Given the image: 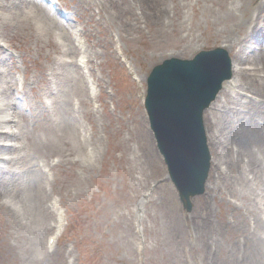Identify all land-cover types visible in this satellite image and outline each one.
I'll use <instances>...</instances> for the list:
<instances>
[{
  "label": "rangeland",
  "instance_id": "1",
  "mask_svg": "<svg viewBox=\"0 0 264 264\" xmlns=\"http://www.w3.org/2000/svg\"><path fill=\"white\" fill-rule=\"evenodd\" d=\"M13 1L0 0V118L10 119L3 128L16 138L0 143L18 149L0 157L20 159L16 178L0 190V264H255L253 245L264 252V145L251 142L263 129L259 107L249 112L241 102L238 114L239 124L257 133L222 138L220 149L211 148L206 115L236 76L222 83L203 112L211 156L205 191L186 212L149 129L143 97L150 68L168 52L189 58L214 47L224 51L230 68L248 74L258 68L264 85L260 63L233 62L227 43L207 38L208 32L241 37L258 19L253 8L261 0H242L244 6L239 0H177L183 30L168 25L153 36L141 21L140 32L127 30L121 0H21L12 15L7 5ZM165 4L172 6L171 0ZM151 38L168 45L151 53L145 46ZM235 91L234 101L263 100ZM211 117L225 125L224 134L233 129L224 115Z\"/></svg>",
  "mask_w": 264,
  "mask_h": 264
},
{
  "label": "water",
  "instance_id": "2",
  "mask_svg": "<svg viewBox=\"0 0 264 264\" xmlns=\"http://www.w3.org/2000/svg\"><path fill=\"white\" fill-rule=\"evenodd\" d=\"M231 75L222 49L202 50L190 59L169 58L147 78L144 107L157 148L183 207L204 191L210 167L202 112Z\"/></svg>",
  "mask_w": 264,
  "mask_h": 264
},
{
  "label": "bare ground",
  "instance_id": "3",
  "mask_svg": "<svg viewBox=\"0 0 264 264\" xmlns=\"http://www.w3.org/2000/svg\"><path fill=\"white\" fill-rule=\"evenodd\" d=\"M122 3L124 4V7L122 9V13L125 15H129V21L127 22V30H133L135 32H140L139 31V22H143L145 27L148 26V28L151 30V36L154 35L156 31H162L164 32L165 26L171 25L172 29L176 32L179 33L183 28H181L178 20L181 17V6L177 3V0H171L172 6L170 7L169 5L165 4V0H121ZM224 0H215L218 4L224 5L223 3ZM240 1V5H243V1ZM21 0H15L13 2H10V5L8 4L7 7H10L12 11H10V14H14L15 11L13 9H18V5L21 4ZM239 10H243L244 7ZM4 5L0 6V8H3ZM37 10L42 11L38 6ZM138 9L139 12H135V10ZM254 11L257 12L258 19H254V21H251L249 24V29L245 31L241 37L235 38L231 33L221 35L219 33H214L212 34L211 32L207 33V38H214L216 41H223L227 43L225 47H227L229 50H234V54L232 55V61L236 63H243L248 62L252 65L258 66V64H261V67L259 71L264 72V63L260 62L261 60H264L262 54L264 53L262 49V43L259 41V38L262 37V34L264 33V0H261L259 3H257L254 8ZM250 18L251 14L249 15ZM249 18V19H250ZM165 19H167V22H165ZM247 19V20H249ZM245 20V21H247ZM244 22H239L240 24H245ZM175 24L178 25L177 28H175ZM238 28L241 30L242 33V27L238 24ZM160 33V32H159ZM2 36V35H1ZM138 37L135 36L133 39H137ZM181 40H184V38L174 41L173 40V45L179 46L181 44ZM109 40H107L108 42ZM25 42V41H23ZM257 42L259 45L257 52L252 48V43ZM168 45L167 43H164V41H160L159 39L154 40L153 38L149 39L146 41L145 46L150 48L151 53H153L155 50L159 49H164ZM237 48V49H236ZM260 48V49H259ZM183 50H186V47L183 48ZM251 51V54H248V52ZM180 52H168V55H178ZM122 54V53H121ZM151 58L153 57L152 55L150 56ZM248 57V58H247ZM1 58V57H0ZM11 58V57H9ZM150 58V59H151ZM247 58V59H246ZM125 60V59H124ZM72 63V62H71ZM39 69L40 68V65ZM258 68H252L251 74H248L247 71L243 68L235 69L234 65L232 67V77L235 75L236 76V82L233 84V88L226 87L224 88L221 92L222 94V99L218 100V102L215 103L211 107V112L207 113L206 115V127L208 131L210 130V133L208 135V139L210 140V145L211 148H221L223 146V141L224 140H229L232 138H237V139H242L240 138L241 135L248 134L247 131L251 134L257 133L256 130L253 128L243 127L241 124H239L242 120V116H239V108H243L242 103L245 104V106L249 109L250 111H255V106L259 107L258 110H261V113L259 114L258 118L262 120L263 123V129L261 131V134H259L260 137H253L251 138V142L253 145L259 147V145H264V95H263V89L264 85L262 84L261 81H259L260 77L257 78L256 76V71ZM255 71V72H254ZM135 78L139 79L138 74L135 75ZM26 81V78H25ZM8 87V86H7ZM35 88V87H34ZM242 89L244 91H251L253 94L256 96L260 97L263 100H257L251 99V98H246L245 96H239V98L234 101L231 99L232 95H238V92L235 91V89ZM32 90V88H31ZM50 90V89H49ZM50 92V91H49ZM240 94V93H239ZM242 102V103H241ZM255 102V103H253ZM230 111L233 114L232 115H227V112ZM217 114L224 115V124L226 123L233 129L225 131V134L223 133V129L225 125H219L215 119H212L211 115L214 117ZM250 114V113H249ZM69 115V112H64V116ZM251 115V114H250ZM252 117L254 115H251ZM242 118V119H241ZM250 118V116H248ZM10 119L8 118H0V138H16V133L15 132H10L7 129H4L3 127L9 123ZM236 121V122H235ZM251 125L253 124V118H250ZM256 121L254 120V123ZM235 124H238L235 126ZM246 130V131H244ZM244 140V139H243ZM261 140V142H259ZM17 146L15 144H5V143H0V153L5 152V153H10L14 154L17 151ZM148 155L151 158L153 157V151L152 148L148 147ZM216 154L218 155V151H216ZM18 156L12 155L7 158L0 157V190L2 189L3 185L8 181L12 182L14 178H16V169L14 168L15 163H18ZM216 162L214 164V168L216 167L217 170H219L218 164L219 160L215 159ZM247 164L249 167H252L255 158H253L252 153H248L247 158H246ZM236 163L239 164L238 160H236ZM222 171L219 170L217 171L216 178L220 177V174ZM15 176V177H14ZM20 177V176H19ZM18 177V178H19ZM212 183V180H211ZM213 188V186H212ZM207 201H203V203H206ZM244 242H249L244 239ZM259 242V241H256ZM207 242L203 241L202 245L204 246ZM253 252L251 253V257L254 260L255 264H258V261L261 259V262H264V252L262 251V248H259L257 245H253ZM236 264H245L243 261H239L238 259H233Z\"/></svg>",
  "mask_w": 264,
  "mask_h": 264
}]
</instances>
